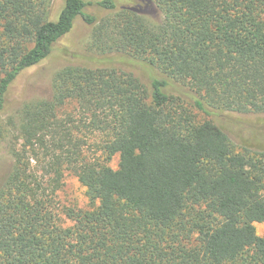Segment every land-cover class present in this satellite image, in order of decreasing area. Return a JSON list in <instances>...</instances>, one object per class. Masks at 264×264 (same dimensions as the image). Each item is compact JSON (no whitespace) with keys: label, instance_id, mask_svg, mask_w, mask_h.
I'll use <instances>...</instances> for the list:
<instances>
[{"label":"trees","instance_id":"16d2710c","mask_svg":"<svg viewBox=\"0 0 264 264\" xmlns=\"http://www.w3.org/2000/svg\"><path fill=\"white\" fill-rule=\"evenodd\" d=\"M56 2L0 0V112L20 78L61 63L51 98L0 117L13 158L0 264H264V152L236 149L170 93L189 89L207 115L264 113V0H141L159 22L115 0ZM78 17L89 54L58 47ZM67 173L88 209L61 205Z\"/></svg>","mask_w":264,"mask_h":264},{"label":"rangeland","instance_id":"374dc122","mask_svg":"<svg viewBox=\"0 0 264 264\" xmlns=\"http://www.w3.org/2000/svg\"><path fill=\"white\" fill-rule=\"evenodd\" d=\"M115 1L117 4L116 6L119 8L123 6H136L140 9L147 8V12L152 13L149 16L152 20L159 22L163 19V15L160 11L153 7H147L141 0ZM63 4L64 0H57L56 11L58 13L62 10ZM86 11L88 13L100 14V11L93 6L87 7ZM91 32L92 27L87 25L82 17H78L74 28L61 39L60 43H58V47L62 50L82 51L89 54L88 43ZM55 63L56 64H50L41 70L20 78L18 83L10 90L7 104L0 112L2 121L12 115L25 101L48 99L52 97V78L61 65L60 62L56 61ZM112 64L126 71L133 72L145 83H149L150 79L155 76L162 78L158 69L137 64L123 57H114ZM189 91V89H185L177 83L170 88V93L186 98V105L194 111L198 121L203 122L210 120L220 126L229 135L236 149L242 151L243 148H247L255 152H264V113L217 112L207 115L191 106V96H193V93ZM187 93H189L188 96H186ZM5 143V141L0 140V187L10 174L13 165V158L10 156L6 146L7 144ZM118 161L119 158L115 157L111 166L113 168H118ZM85 190L86 188L79 182L74 174L67 173L65 176V185L58 193L61 205L88 209L90 204ZM68 224L70 223L68 222ZM255 225L258 235L264 236V223H256Z\"/></svg>","mask_w":264,"mask_h":264}]
</instances>
